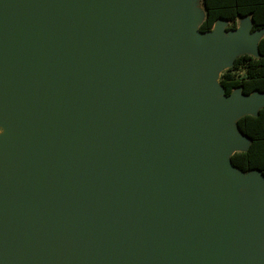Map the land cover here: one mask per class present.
<instances>
[{"label": "water", "instance_id": "1", "mask_svg": "<svg viewBox=\"0 0 264 264\" xmlns=\"http://www.w3.org/2000/svg\"><path fill=\"white\" fill-rule=\"evenodd\" d=\"M192 5L0 0V264H264V92L217 81L263 30Z\"/></svg>", "mask_w": 264, "mask_h": 264}, {"label": "trees", "instance_id": "2", "mask_svg": "<svg viewBox=\"0 0 264 264\" xmlns=\"http://www.w3.org/2000/svg\"><path fill=\"white\" fill-rule=\"evenodd\" d=\"M201 3L204 12L198 27L201 32L212 30L220 19L226 20L227 31L236 30L239 19L246 18L252 22V31H264V0H201ZM219 81L228 95L237 88L244 94L264 92V34L257 52L237 54L221 72ZM236 125L249 138V144L232 154L233 165L246 173L258 171L264 176V106L257 113L241 116Z\"/></svg>", "mask_w": 264, "mask_h": 264}, {"label": "rangeland", "instance_id": "3", "mask_svg": "<svg viewBox=\"0 0 264 264\" xmlns=\"http://www.w3.org/2000/svg\"><path fill=\"white\" fill-rule=\"evenodd\" d=\"M192 10L197 13L199 16H200V20L203 18V15H204V12H203V7H202V3H201V0H197L196 2L193 3L192 5ZM245 22H249L250 23V20L249 19H239V23L240 25L244 24ZM225 24H226V21H225ZM251 24V23H250ZM264 34V31L263 32H260V35H263ZM227 67L224 66L222 69H220L218 71V77H217V81H219V78H220V74L223 70H225V68ZM2 134H5V128L3 126L0 125V135ZM247 146V143H245L244 145H242L241 147H235L234 150H240V149H244L245 147ZM253 174H258V173H253ZM249 176H246L245 178V181H244V188L245 189L247 187V184H246V179L248 178ZM263 217H264V214H263Z\"/></svg>", "mask_w": 264, "mask_h": 264}, {"label": "bare ground", "instance_id": "4", "mask_svg": "<svg viewBox=\"0 0 264 264\" xmlns=\"http://www.w3.org/2000/svg\"><path fill=\"white\" fill-rule=\"evenodd\" d=\"M192 1H193V3H194V2H196L197 0H192ZM199 24H200V19L192 25V29L195 31V30L197 29V27L199 26ZM232 172H233L234 174H236V176L238 177L239 182H240V190L243 191V188H244V181H245L246 176H248V175H246L245 173H243V172H241V171L234 170V169H232ZM250 174H251V173H250Z\"/></svg>", "mask_w": 264, "mask_h": 264}]
</instances>
